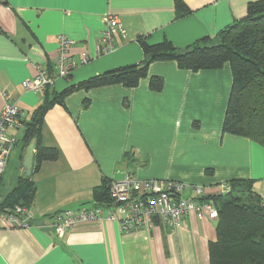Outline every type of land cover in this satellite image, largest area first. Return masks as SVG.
Instances as JSON below:
<instances>
[{
	"label": "crops",
	"instance_id": "crops-1",
	"mask_svg": "<svg viewBox=\"0 0 264 264\" xmlns=\"http://www.w3.org/2000/svg\"><path fill=\"white\" fill-rule=\"evenodd\" d=\"M182 1L185 13L179 15L175 0H0V89L18 106L21 119L29 120L44 99L69 88L43 115L41 144L58 155L36 168L34 149L28 176L35 184L27 208L31 216L25 227H0V264H209L217 220L209 219L205 208L201 217L189 210L175 227L153 218L145 228L124 230L116 220L96 218L61 234L52 216L100 205L93 189L127 174L200 186L203 197L232 179L252 180L253 192L264 193V147L222 129L232 83L229 63L190 70L175 60H157L135 86H79L107 70L141 62L139 37L185 49L213 39L259 0ZM107 15L117 16L126 33L112 40L110 50L100 40ZM61 36L69 40L68 57L75 63L67 77L57 70ZM38 64L51 79L47 93L22 87ZM153 75L162 78L158 90L149 85ZM3 104L0 95V111ZM22 134L17 132L12 149L14 185L24 176L26 148L36 140L26 141Z\"/></svg>",
	"mask_w": 264,
	"mask_h": 264
},
{
	"label": "trees",
	"instance_id": "trees-1",
	"mask_svg": "<svg viewBox=\"0 0 264 264\" xmlns=\"http://www.w3.org/2000/svg\"><path fill=\"white\" fill-rule=\"evenodd\" d=\"M183 4L182 0H175L179 15L185 13ZM138 42L143 51L141 62L107 70L81 82L79 86L87 89L121 83L132 87L146 76L149 64L157 60H175L179 67L190 70L218 68L227 62L232 83L222 129L248 137L264 147V0L250 2L246 15L221 29L213 39L202 38L185 49L167 40L147 44L139 37ZM149 85L158 90L162 78L151 76ZM68 91L69 88L63 90L51 101L44 99L30 119L23 120L24 140L36 139V168L41 161L55 159L58 155L56 149L41 144L39 127L47 109L54 102H61ZM227 184L228 192L221 193L219 190L199 198L212 200L218 212L215 218L207 214L209 219L217 220L216 238L209 243V264H264V212L260 196L253 192L252 180L232 179ZM34 194V182L21 175L0 205L28 208ZM93 198L96 204H109V184L102 182L97 185L93 189Z\"/></svg>",
	"mask_w": 264,
	"mask_h": 264
},
{
	"label": "built area",
	"instance_id": "built-area-1",
	"mask_svg": "<svg viewBox=\"0 0 264 264\" xmlns=\"http://www.w3.org/2000/svg\"><path fill=\"white\" fill-rule=\"evenodd\" d=\"M105 29L100 40L106 49L113 48L112 40L119 34L126 36L125 29L115 15H107ZM70 42L63 36L59 38V55L57 70L60 77H67L75 63L68 57ZM82 61L86 55L82 54ZM51 79L44 65H36L34 76L25 79L22 87L34 92L44 91ZM4 100L0 111V176L7 166L10 153L18 142L17 132L24 127L20 117V109L9 100L6 91L0 89ZM221 193L229 191L227 182L219 185ZM192 192L190 198L185 192ZM110 203L81 208L77 211L62 210L52 216V224L56 233L61 234L75 223L96 218L116 220L124 230L146 227L153 218H159L166 226L175 227L183 214L189 210L201 217L202 208L207 210L210 218L218 215L212 200H200L203 189L200 186H187L184 183L163 179L140 180L127 174L122 180L113 181L109 186ZM260 205L264 212V193L260 195ZM29 210L21 205L6 207L0 205V227H25L30 218Z\"/></svg>",
	"mask_w": 264,
	"mask_h": 264
},
{
	"label": "rangeland",
	"instance_id": "rangeland-1",
	"mask_svg": "<svg viewBox=\"0 0 264 264\" xmlns=\"http://www.w3.org/2000/svg\"><path fill=\"white\" fill-rule=\"evenodd\" d=\"M14 155L15 153L12 151L10 155V163L8 164L6 171L3 174V179L0 181V202L5 199L7 193L11 191L12 186L15 183V166H14ZM7 207V206H6Z\"/></svg>",
	"mask_w": 264,
	"mask_h": 264
},
{
	"label": "water",
	"instance_id": "water-1",
	"mask_svg": "<svg viewBox=\"0 0 264 264\" xmlns=\"http://www.w3.org/2000/svg\"><path fill=\"white\" fill-rule=\"evenodd\" d=\"M35 143L36 140H32V142L27 146L25 154L23 155L22 173L25 176H29L31 173L32 157H33V151L35 149Z\"/></svg>",
	"mask_w": 264,
	"mask_h": 264
}]
</instances>
